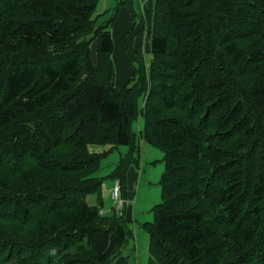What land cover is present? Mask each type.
Instances as JSON below:
<instances>
[{
  "label": "trees",
  "instance_id": "trees-1",
  "mask_svg": "<svg viewBox=\"0 0 264 264\" xmlns=\"http://www.w3.org/2000/svg\"><path fill=\"white\" fill-rule=\"evenodd\" d=\"M99 2L0 0V264H114L132 230L101 214L97 174L129 148L110 175L127 194L140 117L165 165L149 264H264V0H156L149 62L132 10L123 88Z\"/></svg>",
  "mask_w": 264,
  "mask_h": 264
},
{
  "label": "rangeland",
  "instance_id": "rangeland-1",
  "mask_svg": "<svg viewBox=\"0 0 264 264\" xmlns=\"http://www.w3.org/2000/svg\"><path fill=\"white\" fill-rule=\"evenodd\" d=\"M132 6L135 11L134 13L138 17H140L142 15L140 11L142 7V0H135V2L132 1ZM104 8L106 11L104 10ZM116 8V0H100L97 12L95 14L96 24L98 26H101L105 23H108L112 18H115V14L117 12ZM110 30L112 31L111 25ZM121 56L122 55L120 54L118 46L116 52V61L119 64V68L123 72H126V67H124V65H121L124 64L121 63L123 62ZM143 56L146 60H151L152 57L151 54ZM91 59L94 64H96L98 61L95 43L91 46ZM143 126L144 121L141 117L133 125V130L137 134L136 140L139 149V151L137 152L139 166L135 167L138 176L136 177L133 189H128L127 194H125L122 188V196L128 203L123 217H126L129 229L132 230V238L130 239L129 244L126 247H129L127 253L131 259L130 264H149V234L147 230H145L144 225L146 223L154 222L153 210L162 202L161 179L165 170L164 153L159 148L140 139L139 136L141 130L143 129ZM109 150L110 147L107 146H90V151L94 153L102 154ZM129 151L130 149L127 147H119L118 149H114L101 162L100 170L97 175L103 180V207L101 208V213L105 216H114L116 213L113 191L116 187L117 182H115L110 177V175L119 165L121 158L125 156ZM130 194L132 195L131 198ZM87 202L92 207H98V196L95 194L88 196Z\"/></svg>",
  "mask_w": 264,
  "mask_h": 264
},
{
  "label": "crops",
  "instance_id": "crops-1",
  "mask_svg": "<svg viewBox=\"0 0 264 264\" xmlns=\"http://www.w3.org/2000/svg\"><path fill=\"white\" fill-rule=\"evenodd\" d=\"M116 1L118 6V2H120L121 0L119 1L116 0ZM124 1H126V4L124 6H120V8L117 10L115 14V21L112 25V36L115 44L113 61L116 69V86L119 88L125 86L130 81L131 76L134 72L130 57L126 49V41L135 25V21L133 17L134 15H132V10L133 12H135L132 6V1L135 2V0H124ZM155 1L156 0H144V1L142 0V7L140 9L142 15L140 17L144 18L146 31L144 35L136 37L134 41V49L138 53L143 55H149L152 52L151 44L148 41L147 35L152 31ZM118 46H119L120 54L122 55L121 57L123 59V62L121 63H124L121 65H124V67H126V72H123L119 68V64L116 61V52ZM147 60L149 61V59ZM137 176H138L137 170L132 167L128 173L127 191L128 189H133V185L135 183ZM131 197L132 195L130 194V198ZM128 248H125L123 250L122 255L116 259L114 264H130L131 259L127 253Z\"/></svg>",
  "mask_w": 264,
  "mask_h": 264
},
{
  "label": "built area",
  "instance_id": "built-area-1",
  "mask_svg": "<svg viewBox=\"0 0 264 264\" xmlns=\"http://www.w3.org/2000/svg\"><path fill=\"white\" fill-rule=\"evenodd\" d=\"M113 199L116 205V213L119 217H123L128 203L122 196V188L119 182H117L116 187L113 191Z\"/></svg>",
  "mask_w": 264,
  "mask_h": 264
}]
</instances>
